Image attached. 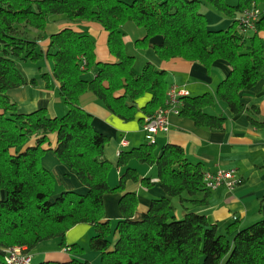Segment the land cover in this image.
Returning a JSON list of instances; mask_svg holds the SVG:
<instances>
[{"label": "trees", "instance_id": "1", "mask_svg": "<svg viewBox=\"0 0 264 264\" xmlns=\"http://www.w3.org/2000/svg\"><path fill=\"white\" fill-rule=\"evenodd\" d=\"M204 5L233 19L231 25L210 29ZM254 8L259 10L255 28L242 29L240 17ZM52 21L69 25L48 35ZM80 22L97 23L107 32L113 60L97 59L96 39L88 30L72 26ZM130 22L144 31L137 45L160 37L154 48L163 60L183 57L207 67L218 59L229 63L230 74L218 85L216 96H180L179 114L197 126L223 129L225 117L207 108L219 98L231 111H241L240 93L264 77V41L258 34L264 25V0H0V189L7 193L0 200V264H7V248L18 246L31 253L55 238L66 246V233L81 223L96 227L91 247L102 252V264H264V218L245 227L236 218L222 231L204 215L189 212L181 219L173 215L170 197L209 190L202 164L191 162L176 144L164 145L160 155L155 152L157 141L121 151L119 166L132 160L156 165L166 196L152 199L143 217L134 220L139 198L127 192L119 202L124 218L116 228L104 220L105 195L140 176L127 167L118 185L109 183L112 165L105 156L109 136L95 128L81 95L94 94L125 120L135 115L130 102L147 93L152 98L143 107L144 120L168 103L166 72L151 62L138 71L135 56L126 51L124 28ZM45 38L50 39L47 50L40 44ZM43 56L53 62V79L68 107L62 116L51 117L44 108L22 112L10 95L27 83L20 64L38 62ZM42 77L50 80L49 74ZM121 90L124 93L117 95ZM49 151L77 172L87 193L57 191L56 175L42 165ZM144 182L150 184L148 178ZM114 230L119 239L112 247L109 236ZM70 251L81 253L83 248L72 244ZM39 264L91 262L73 258Z\"/></svg>", "mask_w": 264, "mask_h": 264}, {"label": "crops", "instance_id": "2", "mask_svg": "<svg viewBox=\"0 0 264 264\" xmlns=\"http://www.w3.org/2000/svg\"><path fill=\"white\" fill-rule=\"evenodd\" d=\"M206 16L213 22L209 23V28L213 30L226 29L233 21L231 18L223 17L213 8L206 10ZM66 25H69L66 21H52L47 27V34L55 33ZM72 26L78 30H88L96 39L98 60H113L108 47L107 32L100 25L80 22L73 23ZM129 28H133L137 35L131 36ZM124 29L125 48L126 51L128 49V54L135 56L136 69L141 71L147 62H151L166 72L167 101L173 89L181 90L188 96L205 93L216 96L218 85L230 74L231 67L224 59L216 60L210 67L200 61H191L183 57L163 60L154 48L155 43L161 42L160 37L152 39L146 46H141L135 41L144 37V31L131 24H127ZM258 34L264 41V25ZM49 43L50 39L45 38L40 44L44 50H47ZM20 67L27 83L10 91L19 109L28 113L44 108L51 117L64 115L68 107L59 93V84L53 79V62L43 56L38 62H24ZM43 74H49L50 80L43 79ZM87 75L92 76V73ZM123 93L124 91L121 90L117 95ZM151 98V94L147 93L135 103L130 102L135 105V115L125 120L109 110L94 94L87 92L81 95V105L92 115L95 128L109 136L105 146V156L112 165L108 174L109 183L113 187L118 185L127 167L136 169L140 176L138 181L128 180L124 189L105 195L104 220H109L111 225L113 219L118 223L124 218L119 202L125 193L134 192L138 195L139 204L134 213V220L143 217L152 199L166 196L156 165L137 160H132L126 166L118 164L121 151L130 150L147 142L143 119L146 115L143 107ZM240 98L244 107L238 112L231 111L227 103L219 98H216L212 107L207 108L209 113L225 117L221 130L197 126L189 117L171 113L169 130L160 131L156 135L157 155H160L162 147L167 143L176 144L183 148L191 162L202 164L204 174L209 171L234 169L237 178L241 180V183L234 188L224 185L214 190L200 192L195 196L185 193L179 197H170L172 213L176 218L181 219L187 213L194 212L206 216L222 231H225L236 218L241 227L264 218V77L251 89L243 90ZM50 138L55 145L56 134H52ZM42 165L56 175L57 191L74 190L87 193L88 187L81 182L77 172L61 163L53 151L43 156ZM144 178L149 179V185L143 183ZM6 196V191L0 189V200L5 199ZM203 199L204 202L194 201ZM116 226L117 224L112 225L113 229ZM93 227L94 225L88 223L72 227L66 233V246L60 245V238L41 243L31 252L34 263L39 264L46 260L69 261L73 258L84 260L80 253H72L67 248H71L72 244L81 246L79 241L85 234H92ZM118 239L119 234L114 230L109 236L112 247ZM85 256L92 264H102L101 251L90 252Z\"/></svg>", "mask_w": 264, "mask_h": 264}, {"label": "built area", "instance_id": "3", "mask_svg": "<svg viewBox=\"0 0 264 264\" xmlns=\"http://www.w3.org/2000/svg\"><path fill=\"white\" fill-rule=\"evenodd\" d=\"M259 15L258 9H251L245 11V14L240 17V26L242 29L255 28V21ZM85 61V60H84ZM187 93L173 89L170 92L167 107L160 109L154 114V116H148L144 121V130L146 132V138L150 143H155L156 135L160 131L169 130V116L171 113L179 114V98ZM204 181L207 188L210 190L217 189L226 185L229 188H234L241 183V180L237 178L234 169L220 170L218 172H206L204 174ZM70 250V248H67ZM26 248L11 247L5 251V261L7 264H35L33 255L25 252Z\"/></svg>", "mask_w": 264, "mask_h": 264}, {"label": "rangeland", "instance_id": "4", "mask_svg": "<svg viewBox=\"0 0 264 264\" xmlns=\"http://www.w3.org/2000/svg\"><path fill=\"white\" fill-rule=\"evenodd\" d=\"M229 1H231L232 3L237 2V0H229ZM204 6H206V7L204 8L205 11H206L207 9L211 8V6H209V5H204ZM204 6H202V7H204ZM206 18H207V22H208V23H213V22L209 19V17L206 16ZM128 24H131L132 26H135V28H137L136 25L133 24L132 22H130V23H128ZM129 29H130L131 36L137 35V34L135 33V31H134L133 28H129ZM136 37H137V36H136ZM127 52H128V49H127ZM58 191H60V190H58ZM116 224H117L116 219H113V220H112V225L114 226V225H116ZM96 233H97V231H96V227L94 226V227H93V232H92V234H85L84 237H83V239H82L81 241H79V243L81 244V246H82V248H83V251H82L80 254H81V257L84 258V260H85V259L87 260V258H86L85 255H89L90 252H95V251H97V250L92 249V247H91V239H92V237H93ZM111 235H112V234H111ZM111 235H110V236H111ZM91 264H92V263H91Z\"/></svg>", "mask_w": 264, "mask_h": 264}, {"label": "bare ground", "instance_id": "5", "mask_svg": "<svg viewBox=\"0 0 264 264\" xmlns=\"http://www.w3.org/2000/svg\"><path fill=\"white\" fill-rule=\"evenodd\" d=\"M148 143H150L149 141H147Z\"/></svg>", "mask_w": 264, "mask_h": 264}]
</instances>
